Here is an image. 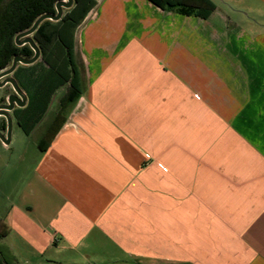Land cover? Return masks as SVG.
Returning a JSON list of instances; mask_svg holds the SVG:
<instances>
[{"label":"crops","instance_id":"0c3cea01","mask_svg":"<svg viewBox=\"0 0 264 264\" xmlns=\"http://www.w3.org/2000/svg\"><path fill=\"white\" fill-rule=\"evenodd\" d=\"M209 1L98 0L80 92L3 193L0 264H264V0Z\"/></svg>","mask_w":264,"mask_h":264},{"label":"trees","instance_id":"16d2710c","mask_svg":"<svg viewBox=\"0 0 264 264\" xmlns=\"http://www.w3.org/2000/svg\"><path fill=\"white\" fill-rule=\"evenodd\" d=\"M59 0H0V70L7 68L13 56L20 55L29 58L33 50L28 44L16 45L14 37L17 33L29 28L33 21L43 13H55V3ZM154 5L166 10H177L182 14H189L190 0H148ZM204 4L203 14L213 9L209 0H194ZM98 0H73L70 8L63 9L62 16L57 21L44 20L34 32L31 38L39 49L40 60L49 67L50 76L58 72L63 80L70 82L63 106L68 107L80 92V84L77 77V62L73 50V36L76 29L84 22L87 14L92 11ZM205 12V13H204ZM18 66L13 71L15 74ZM64 119L52 123L43 134L38 148L55 134L58 126ZM30 127H25V132ZM3 232L0 235H2Z\"/></svg>","mask_w":264,"mask_h":264},{"label":"flooded vegetation","instance_id":"af4514ba","mask_svg":"<svg viewBox=\"0 0 264 264\" xmlns=\"http://www.w3.org/2000/svg\"><path fill=\"white\" fill-rule=\"evenodd\" d=\"M37 59L42 65H38L35 60L32 64H36L27 74L25 82H23V77H20L23 76L21 72L18 76L13 73L16 85L24 99L13 97L14 106L9 111V115L28 136H31L38 127V135L45 134L47 128L60 119V115L64 114L66 109L63 104L70 87V82L63 80L61 73L58 72L55 76H50L49 67L40 60V52ZM23 65L18 64L17 66L19 68ZM5 85L7 93L0 103H7V96L14 94L11 85L8 83ZM18 103H23V105L20 106ZM30 121L33 123L30 129L25 132V127H28ZM0 132L4 135L6 133V119L3 115H0Z\"/></svg>","mask_w":264,"mask_h":264},{"label":"rangeland","instance_id":"374dc122","mask_svg":"<svg viewBox=\"0 0 264 264\" xmlns=\"http://www.w3.org/2000/svg\"><path fill=\"white\" fill-rule=\"evenodd\" d=\"M256 23L264 28V17H260ZM2 87L4 88L6 86H0V88ZM4 95L2 98H4ZM32 123L33 122L30 121L28 127H31ZM38 129L39 127L31 136H28L17 128L15 122H11L10 141L7 147H3L0 143V156L4 158V160L0 161V212L3 207L7 205V202L3 200V193H12L18 186L23 173H27L32 165L31 161L36 152L34 140H36L37 146L39 143H44V141H42L44 133L38 135ZM6 160H8V162H6ZM0 231H3L1 220Z\"/></svg>","mask_w":264,"mask_h":264},{"label":"water","instance_id":"95a60500","mask_svg":"<svg viewBox=\"0 0 264 264\" xmlns=\"http://www.w3.org/2000/svg\"><path fill=\"white\" fill-rule=\"evenodd\" d=\"M73 3V0H59L55 3V13H43L39 15L32 23V25L17 33L14 37V43L16 45L28 44L33 50V55L29 58L22 57L20 55L13 56L10 65L0 70V86L5 84H10L14 90V94H10L7 96V103H0V115H3L6 119V133L5 135L0 132V140L8 144L10 141V129H11V117L9 115V111L12 110L14 103L13 97L24 99V96L20 93L15 80L9 75L15 70L18 64L28 65L33 63L39 56V49L31 38V34L37 28V26L44 20H52L57 21L61 18L63 9L70 8ZM18 105H23V103H18Z\"/></svg>","mask_w":264,"mask_h":264}]
</instances>
